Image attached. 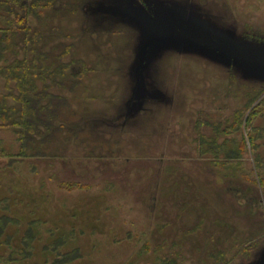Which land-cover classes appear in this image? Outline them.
I'll return each instance as SVG.
<instances>
[{"label": "rangeland", "instance_id": "obj_1", "mask_svg": "<svg viewBox=\"0 0 264 264\" xmlns=\"http://www.w3.org/2000/svg\"><path fill=\"white\" fill-rule=\"evenodd\" d=\"M67 1L91 98L46 157L0 129V264H264V0Z\"/></svg>", "mask_w": 264, "mask_h": 264}, {"label": "trees", "instance_id": "obj_2", "mask_svg": "<svg viewBox=\"0 0 264 264\" xmlns=\"http://www.w3.org/2000/svg\"><path fill=\"white\" fill-rule=\"evenodd\" d=\"M63 8L70 12L74 7L67 0H0V79L4 81V93H0V129H11L17 136L23 157H46L65 125L78 127L74 120L79 113L73 111V102L82 104L91 98L88 93H84V98L75 97L79 90H87L83 79L90 70L75 57L67 60L73 52L71 44L46 51L45 37L59 30L50 25L55 17H64ZM32 18L38 26L31 25ZM54 88L71 92L73 98L53 93ZM9 99L12 105L8 104ZM242 111L237 114L238 123ZM259 132L263 133L264 128ZM90 154L94 151L90 150ZM258 163L264 182V159L260 158ZM3 230L1 225L0 235ZM180 246L178 242L173 245L171 252L175 256H169L166 263L177 264L176 258L183 253Z\"/></svg>", "mask_w": 264, "mask_h": 264}]
</instances>
